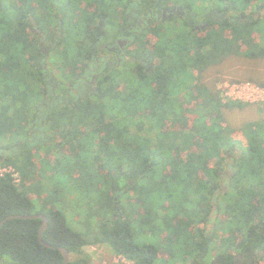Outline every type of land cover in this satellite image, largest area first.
Returning <instances> with one entry per match:
<instances>
[{
	"label": "trees",
	"instance_id": "16d2710c",
	"mask_svg": "<svg viewBox=\"0 0 264 264\" xmlns=\"http://www.w3.org/2000/svg\"><path fill=\"white\" fill-rule=\"evenodd\" d=\"M156 3L186 15L132 32ZM130 35V60L105 61L98 36ZM261 57L264 0H0V166L19 177H0V223L42 214L52 246L41 219L8 220L0 262L63 264L65 248L92 264L100 245L133 264H264V119L231 125L247 104L207 82Z\"/></svg>",
	"mask_w": 264,
	"mask_h": 264
},
{
	"label": "rangeland",
	"instance_id": "374dc122",
	"mask_svg": "<svg viewBox=\"0 0 264 264\" xmlns=\"http://www.w3.org/2000/svg\"><path fill=\"white\" fill-rule=\"evenodd\" d=\"M200 1L206 2V0ZM83 6L85 7V5ZM86 7L87 9L89 8L87 4ZM45 67L51 70V72L48 71L51 73L52 78L56 80V77H59L57 74L59 68H57L53 60L47 59L45 61ZM207 82L211 85L216 84L217 91L223 103L240 101L247 104L244 108L225 110V116L231 125L240 126L248 121L264 119V57L247 60L230 59V61L223 65L212 68V71L208 75ZM49 134H51V132H49ZM45 161L42 160V163L39 164L40 167L45 165ZM41 173L45 179L41 180L38 178L37 183H39L40 190L43 191V189H45V192L43 191L44 193L42 192L41 195L48 197L46 195L48 191H46L45 186H49L52 182H50V176L47 171H44V168H41ZM16 181L19 182L18 179H16ZM61 187L65 188L70 186L65 183ZM65 192L67 193V191ZM68 203L69 205H77L76 200L73 199L68 201ZM85 251L91 255L92 264H114L116 262L133 264L128 260L123 261L124 258L115 256L106 246L89 245L85 247ZM7 264H10V261Z\"/></svg>",
	"mask_w": 264,
	"mask_h": 264
},
{
	"label": "flooded vegetation",
	"instance_id": "af4514ba",
	"mask_svg": "<svg viewBox=\"0 0 264 264\" xmlns=\"http://www.w3.org/2000/svg\"><path fill=\"white\" fill-rule=\"evenodd\" d=\"M179 8H182V7L168 8V7H164L161 4L156 3V5H154L151 9L147 10L146 14L142 15V14L136 13L132 15L130 17V21L133 24L129 27V29L132 32L136 33L137 31L134 28L137 26H141L145 22L154 21L157 24H159L161 21L171 19L175 16L176 17L185 16L186 14L184 11L180 12L177 10ZM149 17H151V19H149ZM132 41H133V36L131 35L116 38L113 42H110V43L101 41V37L98 36L97 46H98V49L100 50H106L108 57L107 59H105V61L111 62L112 60L111 64L121 65L124 61L130 60L129 56L126 54V51H127V48L130 46V44H132ZM42 47H43V52L48 56L49 52L48 50H46L44 44H42ZM40 65L43 69L45 68V62H42ZM45 73H47L48 76H51L50 72H48L47 70ZM93 79L96 80V76H94ZM94 80L91 82L93 90L96 85ZM51 81L55 84L57 83L54 80V78H52V76H51ZM36 132H42V129L33 128L32 134H35ZM221 178H222L221 185H224V182L226 181L227 178L226 176H221ZM0 264H3V261L0 262Z\"/></svg>",
	"mask_w": 264,
	"mask_h": 264
},
{
	"label": "water",
	"instance_id": "95a60500",
	"mask_svg": "<svg viewBox=\"0 0 264 264\" xmlns=\"http://www.w3.org/2000/svg\"><path fill=\"white\" fill-rule=\"evenodd\" d=\"M178 11L182 12L184 11L183 8H179L177 9ZM175 11V10H174ZM232 175V172H229ZM223 186V189L226 191L227 190V186ZM41 219L42 220V226L40 228V232H39V241L40 243H42L45 247L48 248H52V246L46 244L43 240V235L44 232L46 231V229L48 228V219L46 216L42 215V214H37V215H30V216H24V215H20V216H10L8 217L6 220H4L3 222L0 223V229L2 228V226L4 225V223L8 220H12V219ZM59 250L62 252L63 256H64V261L63 264H68V262L70 261V253L68 252L67 249L65 248H59Z\"/></svg>",
	"mask_w": 264,
	"mask_h": 264
},
{
	"label": "built area",
	"instance_id": "2783aa9c",
	"mask_svg": "<svg viewBox=\"0 0 264 264\" xmlns=\"http://www.w3.org/2000/svg\"><path fill=\"white\" fill-rule=\"evenodd\" d=\"M234 92H235V90H234ZM6 174H11L15 179L19 178L18 174L15 172V170L13 168L0 166V177H3ZM119 257H121V256H119ZM121 258H123V257H121ZM125 260H127V259L124 258L123 261H125ZM116 263H121V262H116ZM122 264H124V263H122Z\"/></svg>",
	"mask_w": 264,
	"mask_h": 264
}]
</instances>
